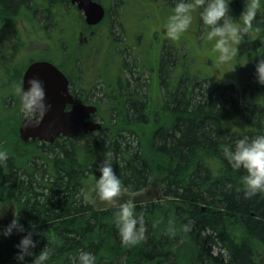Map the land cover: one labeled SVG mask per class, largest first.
Segmentation results:
<instances>
[{
  "label": "trees",
  "instance_id": "16d2710c",
  "mask_svg": "<svg viewBox=\"0 0 264 264\" xmlns=\"http://www.w3.org/2000/svg\"><path fill=\"white\" fill-rule=\"evenodd\" d=\"M58 4L0 0V22L25 15L45 27ZM243 7L244 0H231L234 20ZM236 48L235 57L252 71V83H243L241 90L235 83L199 89L196 85L205 79L185 73L165 100H155L157 108L144 100L138 88L143 82L132 73L123 91L126 100H86L106 107L95 116L99 131L60 136L53 143H22L15 135L25 151L19 156L8 152L0 166V206L13 203V218L34 233L33 253L46 244L54 249L48 264H71L70 257L81 249L92 252L96 264H264V193L245 196L244 170H233L222 153L225 144L242 135L264 132V101L257 98L264 85L255 77V63L264 58V6ZM175 60L167 49L162 81ZM11 101L17 130L23 116L19 101ZM136 127L143 128L145 139L140 140ZM106 159L126 194L156 187L154 195L129 199L145 227L144 239L132 247L121 244L114 225L119 204L99 209L83 192L85 179L98 177ZM156 171L159 179L152 182ZM24 234L0 235V264H18L15 245ZM31 259L25 257L28 264Z\"/></svg>",
  "mask_w": 264,
  "mask_h": 264
},
{
  "label": "flooded vegetation",
  "instance_id": "af4514ba",
  "mask_svg": "<svg viewBox=\"0 0 264 264\" xmlns=\"http://www.w3.org/2000/svg\"><path fill=\"white\" fill-rule=\"evenodd\" d=\"M58 1L57 14L51 16L45 27L23 15L26 20L30 21L28 22L30 27L36 28L38 25L41 30L50 31L49 33H43L41 36L42 41L45 43L32 41V38L24 39V45L17 43L21 48H28L30 44L36 46L35 51L31 52L34 55L32 58L35 59H30L29 64L35 61H48L53 63L65 75L67 92L74 100L73 104H77L82 100H84V103H87L86 100H126L127 97L123 95V91L129 84L128 74L132 73L135 75L131 78L134 77L137 81L143 82V87L138 88L140 89L139 93L142 94L143 92L144 100H156L151 95L152 88L155 94L156 90L158 91L157 100H165L167 93L177 88L180 79L183 77L180 71V56L182 53L179 50L181 49L178 48V45H175L178 40L172 41L166 37L167 24L164 21H161L157 15L151 16V12H143L144 9L148 8L146 4L151 0H133V3L132 0H92L100 4L104 12L103 18L94 25L87 24L84 12L78 8L77 3L72 2V0ZM162 1L163 4L173 6L175 3V1ZM127 3H132L130 6L135 9L134 16L129 21L126 17L128 11L124 12ZM113 9H116L115 19L113 18L115 22L112 19ZM117 9H120L119 14ZM60 14L61 17L55 19ZM106 22L108 25L111 24V27L113 26L109 37L111 49L110 52L108 51L103 55L102 60L104 59V61L98 66L97 71L91 72L92 66H87L85 62V60L89 62L86 57L88 51L85 55H80V64L75 67L71 66L69 61L75 56L76 43L85 44L88 50L94 48L97 41L94 36L95 31ZM114 25L118 28V34L115 33ZM38 38L40 37L38 36ZM167 49L172 50L176 60L170 72H166V75L163 73L164 79L162 81L160 75L161 61ZM54 55L59 56L57 57L59 63H56L57 60ZM80 60L78 59V61ZM0 66L3 67V70L0 68L1 85L4 80L3 76L7 75L9 67L5 66L2 59H0ZM20 71L19 74L18 71L13 72L12 81L8 84L11 90H16L18 86L22 85L24 71L21 74ZM92 73L94 75L89 77ZM10 75H12L11 72ZM88 78H92L91 84H89ZM150 80H152V84ZM166 82L170 83L169 88H166ZM4 99L20 100L18 95L13 94L12 96L9 95L8 98L4 96ZM94 105L97 107L98 112L99 106ZM67 109H70V106Z\"/></svg>",
  "mask_w": 264,
  "mask_h": 264
},
{
  "label": "clouds",
  "instance_id": "9594fccd",
  "mask_svg": "<svg viewBox=\"0 0 264 264\" xmlns=\"http://www.w3.org/2000/svg\"><path fill=\"white\" fill-rule=\"evenodd\" d=\"M230 4L231 0H175L165 35L169 40H179L182 34L189 30L193 12L199 9V19L207 29V39L214 41L212 51L218 53V62L230 63L237 51L234 45H239L253 28V21L257 19L259 10L264 6V0H244V7L235 20L230 15ZM235 65L232 64V68ZM255 77L258 84L264 85V58L258 59L255 63ZM15 91L20 99L19 111L24 120L31 126H38L47 112L42 82L33 78L28 82L27 88L21 85ZM222 153L233 170H244L241 183L245 196L264 193V132L251 137L242 135L233 143L225 144ZM8 158V151L0 149V166H3ZM98 172L99 176L95 179L94 185L97 198L115 205L122 193L121 179L107 159L98 168ZM114 225L121 244L126 247L135 246L144 239V218L137 214L136 205L131 200L118 205L114 212ZM188 227L184 225V230L187 231ZM13 230L25 233L15 245L18 249L15 254L18 264H28L25 261L26 256L32 257L30 264H48L54 249L46 244L38 253H33L32 249L37 245V241L33 239L34 233L26 231L18 218H13L0 231V235L7 237ZM70 260L71 264H96L95 255L83 249L78 250Z\"/></svg>",
  "mask_w": 264,
  "mask_h": 264
},
{
  "label": "rangeland",
  "instance_id": "374dc122",
  "mask_svg": "<svg viewBox=\"0 0 264 264\" xmlns=\"http://www.w3.org/2000/svg\"><path fill=\"white\" fill-rule=\"evenodd\" d=\"M124 1V0H123ZM126 1V0H125ZM162 0H151L146 6L147 9H144L143 12H151V16L157 15L161 21H164L166 24L168 22L169 16L172 14V7L173 5H167L161 3ZM170 2L175 0H169ZM163 2V1H162ZM126 3V2H125ZM133 3V0H132ZM132 3H127L124 12L126 17H128V21L134 16L133 13L135 9L130 6ZM117 13L119 14L120 9H117ZM116 13V9L112 10V19L114 18V14ZM161 14V15H160ZM116 15V14H115ZM193 21L189 30L182 34L181 39H179L175 45H178L180 53V71L182 74L187 73L188 76H196L198 80L205 79V82H201L200 84L196 85L199 89H205V87H219L220 85L235 83L236 88L238 90L242 89L243 83L246 82L252 83V76H250L251 70H247L246 62L242 59L238 60L235 56L233 57V61L227 64H221L218 62L217 57L218 53L212 51V46L214 41H209L207 39V29L202 24L199 19V9L193 12ZM162 16V18H161ZM115 19V18H114ZM113 19V22H115ZM153 20V19H152ZM29 20L25 19V16L20 15L14 19H3L0 22V59L5 62V66L9 67L7 75L3 76L2 84L0 85V149L7 150L8 152H14L16 155H21L24 153L25 148L22 147L21 143L17 141L15 135L18 136V132L16 129L13 130L14 120L16 119L17 115L14 111L11 112V107L13 103L9 99H4V96L8 98V96L17 95L15 90H11L8 84L12 81L13 72L20 71V74L25 70L27 65L30 62V59L34 55L31 52L35 51L36 46L30 44V46L21 48L20 45L23 44V40H27V38H32V41H42V34L49 33L50 31H43L37 25L36 28L30 27ZM114 24V23H113ZM27 27V29H26ZM113 27V26H112ZM111 24L104 23L99 26L94 36L97 38L96 44H94V48L85 47V44L80 42L76 43L75 46V56L70 59V65L75 67L80 64L81 60L79 57L86 55L89 62L85 59L87 66H92V71H97L98 66L104 61L102 60L103 55L108 51L110 52V33L112 31ZM115 33L118 34V28L114 25ZM31 30L36 31L33 33ZM47 35V34H45ZM38 36L41 38H38ZM45 43L44 41H42ZM235 47L237 45H234ZM25 48V49H24ZM81 55V56H80ZM57 62L59 63L58 55H54ZM54 58V57H53ZM78 59L80 61H78ZM206 61V62H205ZM232 64H236L234 68H232ZM183 65V66H182ZM176 67V66H175ZM2 69L3 67L0 66ZM0 69V70H1ZM3 70V69H2ZM250 71V72H249ZM10 72L12 75H10ZM94 73L90 74L89 77H92ZM153 75V74H152ZM2 78V76L0 77ZM152 78V77H150ZM89 84H91L92 78L87 79ZM86 80V82H87ZM196 82V81H195ZM152 84V80H150ZM197 83V82H196ZM88 84V85H89ZM154 86V85H153ZM170 87V83L166 82V88ZM165 88V90H166ZM164 90V91H165ZM169 90V89H168ZM157 90L156 94L152 88L151 95L155 97L157 100ZM259 101H264V93L261 92L258 94ZM19 101V100H18ZM154 106L157 107L155 104ZM19 103V102H18ZM160 104V103H159ZM106 107L101 105L100 113L103 114ZM158 108V107H157ZM103 111V112H102ZM100 122V121H99ZM19 125V124H18ZM18 128V126H17ZM115 128V127H114ZM138 131L140 140L145 139V134L142 132L143 128H135ZM16 130V132H15ZM156 170V169H154ZM160 172L156 171L152 175V182H156L159 179ZM97 177H89L85 179L83 184V192L87 198H89L96 208H105L111 206L113 204H109L107 202L100 201L94 191L95 179ZM155 184V183H153ZM156 187L153 185L146 189V191H142L140 193L134 194H126L122 191L121 196L117 198V202L115 205L127 202L129 199H137L138 196L144 194H155ZM15 215V206L11 201H4L0 206V227L2 225L7 224Z\"/></svg>",
  "mask_w": 264,
  "mask_h": 264
},
{
  "label": "water",
  "instance_id": "95a60500",
  "mask_svg": "<svg viewBox=\"0 0 264 264\" xmlns=\"http://www.w3.org/2000/svg\"><path fill=\"white\" fill-rule=\"evenodd\" d=\"M84 12L87 24H97L104 15L100 4L92 0H72ZM42 82L45 92L47 112L38 126H31L24 118L18 127V137L21 142L42 141L52 143L55 138L63 135L73 138L79 134L97 131L101 125L90 121L96 113V107L82 103L73 104L74 100L67 92V79L53 64L47 61L31 63L22 77V86L27 88L31 79ZM67 106L70 109L65 110Z\"/></svg>",
  "mask_w": 264,
  "mask_h": 264
}]
</instances>
